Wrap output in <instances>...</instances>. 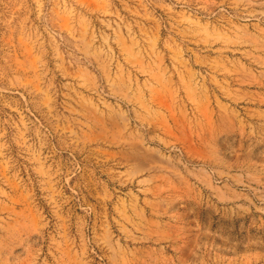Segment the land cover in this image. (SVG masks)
Instances as JSON below:
<instances>
[{
  "label": "rangeland",
  "instance_id": "rangeland-1",
  "mask_svg": "<svg viewBox=\"0 0 264 264\" xmlns=\"http://www.w3.org/2000/svg\"><path fill=\"white\" fill-rule=\"evenodd\" d=\"M264 0H0V264H264Z\"/></svg>",
  "mask_w": 264,
  "mask_h": 264
},
{
  "label": "crops",
  "instance_id": "crops-1",
  "mask_svg": "<svg viewBox=\"0 0 264 264\" xmlns=\"http://www.w3.org/2000/svg\"><path fill=\"white\" fill-rule=\"evenodd\" d=\"M264 101L261 100V103H263ZM264 104V103H263ZM259 116L261 119H264V108L261 109V111H259Z\"/></svg>",
  "mask_w": 264,
  "mask_h": 264
}]
</instances>
